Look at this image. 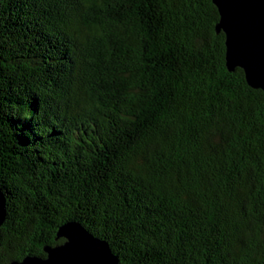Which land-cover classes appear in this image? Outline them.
<instances>
[{
    "label": "trees",
    "instance_id": "obj_1",
    "mask_svg": "<svg viewBox=\"0 0 264 264\" xmlns=\"http://www.w3.org/2000/svg\"><path fill=\"white\" fill-rule=\"evenodd\" d=\"M213 0H0V264L83 224L120 264H264V90Z\"/></svg>",
    "mask_w": 264,
    "mask_h": 264
},
{
    "label": "water",
    "instance_id": "obj_2",
    "mask_svg": "<svg viewBox=\"0 0 264 264\" xmlns=\"http://www.w3.org/2000/svg\"><path fill=\"white\" fill-rule=\"evenodd\" d=\"M220 20L217 31L226 34L229 70L241 67L248 83L264 90V0H213ZM7 218V199L0 186V226ZM63 243L45 246L46 257L25 256L9 264H120L109 243L83 224L69 221L60 226Z\"/></svg>",
    "mask_w": 264,
    "mask_h": 264
},
{
    "label": "rangeland",
    "instance_id": "obj_3",
    "mask_svg": "<svg viewBox=\"0 0 264 264\" xmlns=\"http://www.w3.org/2000/svg\"><path fill=\"white\" fill-rule=\"evenodd\" d=\"M247 79V78H246Z\"/></svg>",
    "mask_w": 264,
    "mask_h": 264
}]
</instances>
